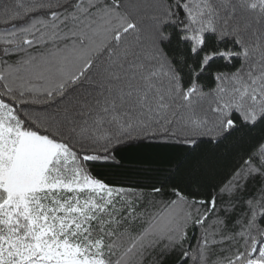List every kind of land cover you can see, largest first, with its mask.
Masks as SVG:
<instances>
[{"label":"snow or ice","instance_id":"snow-or-ice-1","mask_svg":"<svg viewBox=\"0 0 264 264\" xmlns=\"http://www.w3.org/2000/svg\"><path fill=\"white\" fill-rule=\"evenodd\" d=\"M0 264H264V0H0Z\"/></svg>","mask_w":264,"mask_h":264},{"label":"trees","instance_id":"trees-1","mask_svg":"<svg viewBox=\"0 0 264 264\" xmlns=\"http://www.w3.org/2000/svg\"><path fill=\"white\" fill-rule=\"evenodd\" d=\"M247 131L241 129L222 139L219 145L202 144L187 158V150L182 148L146 150L144 158L150 162L151 168V171L146 173V179L157 182L167 180L170 184H181L186 189L210 182L214 172L219 170L227 155L234 150V145L241 143V137L247 139ZM256 131L259 132V129ZM189 134L199 136L208 133L193 131ZM211 134L221 136L220 131Z\"/></svg>","mask_w":264,"mask_h":264},{"label":"rangeland","instance_id":"rangeland-1","mask_svg":"<svg viewBox=\"0 0 264 264\" xmlns=\"http://www.w3.org/2000/svg\"><path fill=\"white\" fill-rule=\"evenodd\" d=\"M36 139H37V140H40L41 138H38V137H37Z\"/></svg>","mask_w":264,"mask_h":264}]
</instances>
